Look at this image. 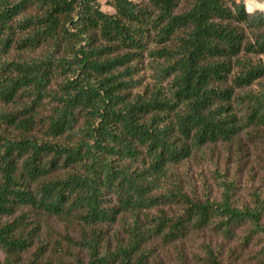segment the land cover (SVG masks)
Returning <instances> with one entry per match:
<instances>
[{"label":"trees","instance_id":"obj_1","mask_svg":"<svg viewBox=\"0 0 264 264\" xmlns=\"http://www.w3.org/2000/svg\"><path fill=\"white\" fill-rule=\"evenodd\" d=\"M250 5L109 0L106 13L98 0H0V123L17 132L0 136V221L26 208L79 224L82 240L67 241L87 259L75 264H146L153 237L171 243L214 226L230 239L259 226L262 204L232 207L227 185L219 203L179 184L154 195L172 167L264 127V12ZM165 201L182 213L143 229L138 215ZM121 214L131 217L125 237L108 238L99 227ZM26 216L0 223L3 264L35 245L39 225L28 229ZM204 254L220 264L210 247Z\"/></svg>","mask_w":264,"mask_h":264},{"label":"rangeland","instance_id":"obj_2","mask_svg":"<svg viewBox=\"0 0 264 264\" xmlns=\"http://www.w3.org/2000/svg\"><path fill=\"white\" fill-rule=\"evenodd\" d=\"M108 1L98 0L103 12L113 13L107 6ZM246 3L264 12V0H246ZM150 68L144 71V84L154 82V70ZM33 133L36 139L43 140L42 132ZM0 136L14 137L17 132L6 129L0 123ZM202 152L172 167L168 179L154 195L166 194L175 184H179L182 194L192 200L208 197L219 203L227 185L232 207L251 210L255 208L257 201L262 204L259 226L264 227V127L248 128L231 144L207 146ZM182 209L181 202L171 204L165 201L152 209L142 211L138 217L142 228L147 229L153 218L162 214L167 218H176L182 213ZM20 214H27L28 229L33 225H39V228L38 235L34 238V247L27 254H23L16 264H30L35 249L47 243L50 246L42 264H75V258L86 261L85 249L74 247L67 241V237L74 241L82 240L84 231L79 224H68L54 216L36 214L26 208L11 218H2L0 223L11 222ZM130 222L129 214H121L115 224L101 225L99 228L108 238H115L116 235L125 237L126 224ZM259 226L248 221L234 229L230 239L223 237L214 226L193 231L186 238L171 243L153 237L146 246V264H181L182 260H185V264H206V247L213 250L220 264H264V234ZM54 242L62 244V251L58 252L56 245L54 248ZM3 261L4 255L0 251V264Z\"/></svg>","mask_w":264,"mask_h":264},{"label":"water","instance_id":"obj_3","mask_svg":"<svg viewBox=\"0 0 264 264\" xmlns=\"http://www.w3.org/2000/svg\"><path fill=\"white\" fill-rule=\"evenodd\" d=\"M255 1V0H254ZM248 11V10H247ZM250 12V11H249Z\"/></svg>","mask_w":264,"mask_h":264},{"label":"bare ground","instance_id":"obj_4","mask_svg":"<svg viewBox=\"0 0 264 264\" xmlns=\"http://www.w3.org/2000/svg\"><path fill=\"white\" fill-rule=\"evenodd\" d=\"M262 11V10H261Z\"/></svg>","mask_w":264,"mask_h":264}]
</instances>
